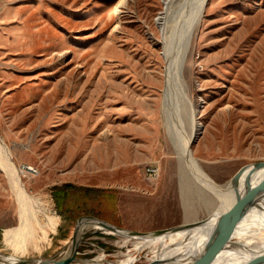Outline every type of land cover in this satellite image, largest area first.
<instances>
[{"label": "rangeland", "instance_id": "1", "mask_svg": "<svg viewBox=\"0 0 264 264\" xmlns=\"http://www.w3.org/2000/svg\"><path fill=\"white\" fill-rule=\"evenodd\" d=\"M118 3L0 0V138L38 221L47 214L56 220L55 229L32 221L33 238L15 252V264L58 258L81 217L146 232L202 219L217 202L205 190L215 199L208 207L195 186L186 198L180 193V175L191 177L161 111L165 59L156 18L162 0ZM187 44L183 81L203 125L192 153L223 184L240 167L264 160V0H207ZM176 98L171 112L188 132L190 105ZM150 162L160 167L154 183L143 179ZM66 182L89 189L72 185L55 201L54 188ZM19 216L0 162V264L14 253L3 230L17 226ZM132 248L119 235L89 229L76 257L104 253L114 261ZM146 249L133 264L149 263Z\"/></svg>", "mask_w": 264, "mask_h": 264}, {"label": "bare ground", "instance_id": "2", "mask_svg": "<svg viewBox=\"0 0 264 264\" xmlns=\"http://www.w3.org/2000/svg\"><path fill=\"white\" fill-rule=\"evenodd\" d=\"M124 1L125 0H119L118 4H121ZM206 1L207 0H178L177 4H182L179 10L175 11L177 8L175 6L176 9L173 10L174 0H162L163 9L159 12L156 19L161 28V38H163L164 43L162 45V54L165 59V66L163 70L164 87L162 89L163 94L161 98V111L163 113L164 126L168 136L167 138H169L170 142L174 146L175 152L180 160L179 163H181V169L187 168L191 177L187 178V172L184 173V171L181 170L182 173L186 174V177L182 174L180 175L181 178L179 179H182L180 182V193L184 198H186V194L188 195V193L192 191V187L195 186L201 197L200 200H202L204 204H208V207H210L209 204H212V201L217 199V202H214V206L210 207L212 209L208 212V217L210 218L209 221H207L206 224L202 223L191 229L167 231L164 234L156 236L144 235L138 237L121 235L110 231L97 223H91L86 230L100 229L106 233L119 235L122 237L123 243L127 241L132 242V250L123 253L122 257L116 260L113 259L114 261L108 260L104 253H99L97 256L89 259L77 257L69 264H133L138 259L140 251L144 248H147L145 255H147L146 259L149 263L160 260V264H184L191 258V254H193L194 251H199L202 248L203 243L208 238L211 228L214 225L215 217L219 213L232 208L236 204L239 196L238 191L239 193L242 192V189H240L241 186L248 181H250L249 183H251V185H255L264 179L263 167L253 172L250 177H248V181L244 173L236 185L233 184L230 179L223 184H218L204 171L192 153L191 145L200 136L203 125L201 120L196 116L190 100L187 98L181 67L183 57L185 56L184 53L186 45H188V39L195 24L200 18L203 5ZM186 2L187 4H190L187 5ZM174 93L178 94V97L177 95L175 96ZM176 97L181 99H179L181 103L183 100L185 103L190 105V129L188 132H185V130L181 128L183 126L179 127V125L175 123L176 117L171 112V107L175 105L174 100ZM177 98L176 100H178ZM179 100L178 103H180ZM173 108L174 107H172V110ZM186 124L188 125V123ZM0 162L8 174L12 188L15 190L20 212L19 224L3 230V238L5 241L13 244L14 253L8 258L5 257L7 261L2 264H15L20 257L15 252H21L28 240L33 238L31 232L32 221L34 220L35 223H37V225L42 229H55L56 220L53 216L47 214L46 222L41 223L38 221L34 210L30 206L32 196L28 193L17 171V167L11 160L9 148L5 145L1 138ZM205 190L213 193L214 197L212 198L215 199L212 201L208 199ZM185 205L187 207L186 212L189 214L191 212V208L188 209L189 203L187 205L185 202ZM187 218H189V216ZM232 219L235 220V228L231 233L232 236H226L227 242L225 246L218 251L211 264H243L248 261L250 257L255 254V252L264 248V198L261 199L259 205L250 207L246 211L238 214V216H234ZM219 234L218 238L224 239L225 235L222 233ZM241 246H250L251 249L245 250ZM70 252L71 242L68 248L64 250L59 257L68 255ZM51 263L52 261H42L38 264Z\"/></svg>", "mask_w": 264, "mask_h": 264}, {"label": "water", "instance_id": "3", "mask_svg": "<svg viewBox=\"0 0 264 264\" xmlns=\"http://www.w3.org/2000/svg\"><path fill=\"white\" fill-rule=\"evenodd\" d=\"M264 167V160L253 162L247 165L240 167L230 178L233 184H237L240 181L241 176L245 173V177L248 181V177L259 168ZM250 181L246 182L241 186L242 192L238 191V199L236 204L221 213H219L214 220V225L211 228V232L203 243L202 248L199 251H194L191 254V258L184 264H211L215 259L218 251L223 248L226 244V238L232 236L233 229L235 228V220L232 219L234 216L246 211L254 205H259L261 199L264 198V179L255 185H251ZM208 214L202 219L196 220H186L180 224L170 226L164 229L140 232L129 230L115 224H112L108 221H105L96 217H81L76 220L71 239V252L68 255L61 256L57 259L51 260V264H69L72 260L76 259L77 247L82 238L84 231L91 225V223H97L98 225L119 233L121 235H129L131 237H138L144 235L156 236L159 234H164L167 231L181 230V229H191L202 223L206 224L209 221ZM234 220V221H233ZM82 227V228H81ZM96 231V230H95ZM98 231L104 232L103 230L98 229ZM219 233L225 235L224 239L218 238ZM114 234V233H113ZM227 236V237H226ZM245 250H250L249 246H241ZM42 262V261H41ZM40 263V262H39ZM161 261L157 260L147 264H160ZM243 264H264V248L255 252L250 259Z\"/></svg>", "mask_w": 264, "mask_h": 264}, {"label": "built area", "instance_id": "4", "mask_svg": "<svg viewBox=\"0 0 264 264\" xmlns=\"http://www.w3.org/2000/svg\"><path fill=\"white\" fill-rule=\"evenodd\" d=\"M160 167L156 162H150L143 167V179L147 183H154L159 178Z\"/></svg>", "mask_w": 264, "mask_h": 264}, {"label": "crops", "instance_id": "5", "mask_svg": "<svg viewBox=\"0 0 264 264\" xmlns=\"http://www.w3.org/2000/svg\"><path fill=\"white\" fill-rule=\"evenodd\" d=\"M66 185H68V186H66ZM73 184H71L70 182H66V183H64V184H62L61 186H59V187H55L54 189H55V191H57L58 193H59V195L58 196H55L56 197V199L58 198V200H56L55 199V201H57V202H59V201H61V200H63V199H61L62 198V196H66V193H68V191H70V189L74 186V187H77L78 189H83V188H87V189H89V187H87V186H83V185H81V184H74L73 186H72ZM62 195V196H61Z\"/></svg>", "mask_w": 264, "mask_h": 264}]
</instances>
